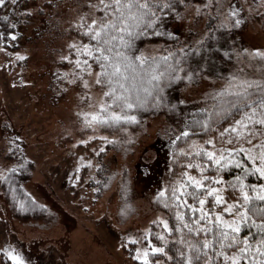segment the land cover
<instances>
[{
	"label": "rangeland",
	"instance_id": "rangeland-1",
	"mask_svg": "<svg viewBox=\"0 0 264 264\" xmlns=\"http://www.w3.org/2000/svg\"><path fill=\"white\" fill-rule=\"evenodd\" d=\"M17 1H22V10L12 41L18 47L0 43V178L15 166V158H9L12 151H21L31 163L23 188L43 209L18 217L0 186V264H136V260L146 264V250L149 264H172L161 253L154 257L151 247L162 246L150 239L152 221L163 225L165 220L152 205L155 191L164 189L169 169L165 144L158 137L166 125L164 116L145 120V133L131 153L121 155L108 148L117 133L87 126L81 115L96 110L101 102L103 91L93 84L96 71L89 74L77 67L76 53L69 47L81 42V17L90 20L93 15L89 0ZM229 5L242 11L232 16ZM213 24L228 29L224 58L218 59L216 74L207 73L181 89L186 102L202 104L229 83L238 86L234 75L264 81V57L254 51L264 52V0L195 2L170 29L184 43L196 44ZM237 118L238 113L180 149L187 153L193 141L204 144L210 138L216 148L238 147L219 135ZM102 160H110L118 175L97 195L95 172ZM126 168L130 189L123 200L120 188ZM184 171L199 175L196 168L186 166ZM221 194L229 203L241 199L237 189L226 188ZM211 199L208 209L226 219L234 215L223 212L225 205L213 208Z\"/></svg>",
	"mask_w": 264,
	"mask_h": 264
},
{
	"label": "snow or ice",
	"instance_id": "snow-or-ice-1",
	"mask_svg": "<svg viewBox=\"0 0 264 264\" xmlns=\"http://www.w3.org/2000/svg\"><path fill=\"white\" fill-rule=\"evenodd\" d=\"M16 2L11 0L13 5ZM5 4L6 0H0V6ZM89 4L93 9L91 19L81 17L78 25L87 42H79V46L72 43L69 47L75 51L77 67L82 71L91 74L93 64L96 65L93 84L99 85L103 92L96 110L81 115L87 126L112 127L124 121L134 122L137 117L130 114L131 111L143 107L153 90L160 88L159 81L173 70L172 65L162 68L159 61L130 51L135 37L154 23V9L159 6V0H97L96 3L89 0ZM168 7L165 2L163 8ZM229 11L236 16L242 9L229 5ZM236 23L238 25L240 20ZM254 51L264 57V52ZM161 59L167 60V57ZM171 78L179 79V76ZM232 79L238 81V86L229 83L226 89L218 91L216 97L220 104L215 109H204L208 115L202 124L196 123L204 130L211 126L213 114L238 113L239 118L219 132L222 140L227 137L224 142L235 141L238 147L216 148V141L211 138L204 144L193 141L189 145L191 151L185 153L182 148L180 152L192 157L187 169L196 168L199 175L184 171L168 190L158 193L167 196L164 206L175 207V216L180 222L175 228L180 236L172 242L176 264H241L242 261L264 264V183L246 182L249 177L264 180V81L241 79L236 75ZM84 83L87 87L88 81ZM182 135H189L187 127ZM231 165L240 170L239 174L225 181L220 173ZM208 170H215L216 175H205ZM226 188L238 189L241 200L227 202L221 194ZM210 197L213 208L222 204L224 213L234 215L226 219L222 213L208 209ZM181 207L186 212L181 211ZM163 227L173 231L167 220L163 221ZM245 231V235H240ZM231 249L237 250L230 252ZM151 251L174 258L164 247H151ZM143 259L149 264L147 250ZM17 264L23 262L17 261Z\"/></svg>",
	"mask_w": 264,
	"mask_h": 264
},
{
	"label": "trees",
	"instance_id": "trees-1",
	"mask_svg": "<svg viewBox=\"0 0 264 264\" xmlns=\"http://www.w3.org/2000/svg\"><path fill=\"white\" fill-rule=\"evenodd\" d=\"M204 0H159V6L155 10L154 23L151 26H146V30H142L134 39V46L130 50L133 54H143L146 57L153 58L160 62L161 67L172 65L173 70L170 75H165L160 81V88L153 90L152 95L148 96L146 103L139 109H134L130 114L137 117L136 121H124L118 125L96 126L100 131L105 133H117V138L108 144V148H112L115 152H120L121 155L131 153L137 140L145 133V120L148 117L163 115L165 118V127L159 132L160 141L165 144L167 151V162L169 165L168 173L163 190H168L171 183L184 172L187 162L192 157L180 153V147L193 137L206 136L212 132L217 126L227 122L232 116L221 113L219 116L212 115L211 126L201 130L200 124L207 112L204 109H215L220 104V99L215 95L205 103L186 102L180 97V91L183 87L199 82L200 78L207 74H216V64L219 58H224L225 49V33L227 28L218 27L213 24L209 32L200 39L196 44L184 43L179 35L170 29V25L182 18L184 10L195 2ZM0 8V43L4 47L17 48L13 43L12 34L16 30V21L18 14L22 10V1H17L14 5L11 0ZM168 3V8H163L164 3ZM7 16L8 19H4ZM11 33V35H9ZM78 37L81 42H87V37L82 35V30L78 28ZM148 45H154L156 48L150 51ZM162 57H167V60H162ZM93 70L97 71V67L93 64ZM189 73L192 74L189 77ZM172 76H179V79H173ZM102 91L103 89L97 85ZM187 127L189 135L183 136L182 133ZM179 137V139H177ZM9 158H15V166L11 167L3 177L0 178V186L5 193V199L15 210L16 215L20 218L34 216L37 212L43 209L38 202L30 197L23 188V182L29 177L30 161H27L21 151H12ZM243 158V157H241ZM246 160V158H243ZM247 162V161H246ZM111 161L102 160L97 167L95 175V194L100 195L105 191L117 177L118 171L111 169ZM145 168V167H143ZM239 169L235 165H231L220 174L226 179L232 180V177L239 174ZM215 170L206 171L205 175L215 176ZM248 183H261L262 180L257 177H249ZM130 185L129 170L126 168L122 172L121 199L128 196ZM128 191V192H126ZM159 191H155L152 198V205L161 211L165 220L168 221L169 228L173 229L169 232L158 224L157 221H152L150 239L157 245L165 248L172 264H176V253L172 242L180 236V232L175 231L176 225L180 223L175 216V207L166 208L164 202L167 196H159ZM127 194H126V193ZM237 196H240L237 189ZM241 200V199H240ZM190 202V201H189ZM181 211H185L181 207ZM259 219V217H258ZM255 231V229H253ZM187 233V229H184ZM163 234V238L161 237ZM246 231L240 235H245ZM167 241L168 243H165ZM243 247V245H240ZM176 247H180L176 245ZM255 247V245H253ZM237 249H231L230 252ZM158 255L156 253L154 257ZM161 255H163L161 253ZM264 258V257H262ZM136 264H145L140 260L135 261ZM5 264H10L5 261ZM241 264H244L242 261Z\"/></svg>",
	"mask_w": 264,
	"mask_h": 264
}]
</instances>
